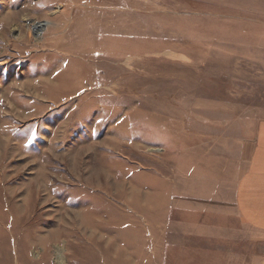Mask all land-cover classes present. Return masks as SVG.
<instances>
[{
	"label": "rangeland",
	"instance_id": "1",
	"mask_svg": "<svg viewBox=\"0 0 264 264\" xmlns=\"http://www.w3.org/2000/svg\"><path fill=\"white\" fill-rule=\"evenodd\" d=\"M259 119L264 0H0V264L141 259Z\"/></svg>",
	"mask_w": 264,
	"mask_h": 264
},
{
	"label": "crops",
	"instance_id": "2",
	"mask_svg": "<svg viewBox=\"0 0 264 264\" xmlns=\"http://www.w3.org/2000/svg\"><path fill=\"white\" fill-rule=\"evenodd\" d=\"M252 129L234 167L210 158L207 168L193 169L191 190L178 186L177 232L158 234L151 222L155 231L120 242L142 258L131 254L119 264H264V119Z\"/></svg>",
	"mask_w": 264,
	"mask_h": 264
},
{
	"label": "bare ground",
	"instance_id": "3",
	"mask_svg": "<svg viewBox=\"0 0 264 264\" xmlns=\"http://www.w3.org/2000/svg\"><path fill=\"white\" fill-rule=\"evenodd\" d=\"M251 220V219H250ZM258 221V220H257ZM253 222V221H252Z\"/></svg>",
	"mask_w": 264,
	"mask_h": 264
}]
</instances>
